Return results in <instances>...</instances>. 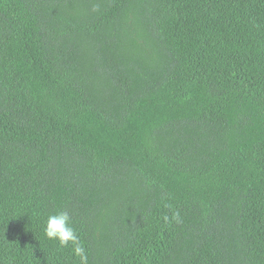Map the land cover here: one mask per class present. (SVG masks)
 <instances>
[{
    "label": "trees",
    "instance_id": "16d2710c",
    "mask_svg": "<svg viewBox=\"0 0 264 264\" xmlns=\"http://www.w3.org/2000/svg\"><path fill=\"white\" fill-rule=\"evenodd\" d=\"M264 264V0H0V264Z\"/></svg>",
    "mask_w": 264,
    "mask_h": 264
},
{
    "label": "clouds",
    "instance_id": "9594fccd",
    "mask_svg": "<svg viewBox=\"0 0 264 264\" xmlns=\"http://www.w3.org/2000/svg\"><path fill=\"white\" fill-rule=\"evenodd\" d=\"M45 236L50 240H57L61 247H67L69 242L73 246V253L80 258L81 264H87V254L79 242L73 227L70 226L66 212L49 215L44 228Z\"/></svg>",
    "mask_w": 264,
    "mask_h": 264
}]
</instances>
